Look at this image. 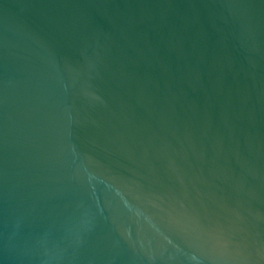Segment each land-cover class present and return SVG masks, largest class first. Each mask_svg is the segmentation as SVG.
<instances>
[{
	"label": "water",
	"instance_id": "1",
	"mask_svg": "<svg viewBox=\"0 0 264 264\" xmlns=\"http://www.w3.org/2000/svg\"><path fill=\"white\" fill-rule=\"evenodd\" d=\"M0 264H264V0H0Z\"/></svg>",
	"mask_w": 264,
	"mask_h": 264
}]
</instances>
